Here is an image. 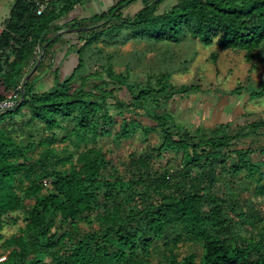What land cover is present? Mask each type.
<instances>
[{
	"label": "trees",
	"instance_id": "trees-1",
	"mask_svg": "<svg viewBox=\"0 0 264 264\" xmlns=\"http://www.w3.org/2000/svg\"><path fill=\"white\" fill-rule=\"evenodd\" d=\"M82 1L50 0L37 15V0H15L1 25L0 101L35 69L23 85V100L0 115V257L5 258L0 264H151L158 243L159 264H264L259 244L234 233V239L226 236L232 229L226 201L214 192L220 183L233 188L234 180H246L254 196L264 197V145L229 149L264 129V120L250 121L232 135L226 133L228 124L210 135L192 132L149 105L197 87L176 89L166 75L155 86L133 87L112 71L107 53L100 66L106 79L84 72L86 57L101 56L123 32L122 43L179 45L191 39L204 47L242 51L251 62L264 53V0H172L167 9L162 7L169 0H140L142 7L130 17L123 11L138 0H118L104 12L62 22ZM84 25L91 29L79 31L76 42L64 34L53 39L63 29ZM44 45L36 64L34 56ZM64 46L61 63L68 56L77 62L66 76L55 65ZM47 75L52 86L37 89L35 81ZM75 81L80 85L73 88ZM247 91L251 100L263 98L264 82ZM138 129L159 131L161 144L130 153L134 159L122 171L98 143L112 137L117 145ZM166 151L179 155L178 163L175 157L154 170L151 161ZM228 191L235 196V190ZM20 218L25 227L5 236L4 229ZM182 244L199 246V259L194 253L179 258ZM251 251L257 253L254 259Z\"/></svg>",
	"mask_w": 264,
	"mask_h": 264
},
{
	"label": "rangeland",
	"instance_id": "rangeland-1",
	"mask_svg": "<svg viewBox=\"0 0 264 264\" xmlns=\"http://www.w3.org/2000/svg\"><path fill=\"white\" fill-rule=\"evenodd\" d=\"M88 1L81 3L85 17L96 13L93 5ZM14 2L15 0H0V30L2 23L9 16ZM168 4H173V1L169 0L162 8L167 9L166 5ZM141 7L140 0L135 1L124 9L123 15L133 16ZM80 28L86 29V26ZM93 28L95 29V26ZM122 36L113 40L114 42L111 44L109 41V47L101 56L89 54V57H86L84 72L95 71L106 79L103 67L100 66L103 65L104 56L107 53L110 56L112 71L125 76L126 83L133 87L136 85L145 86L147 83L155 86L162 75L169 76V83L176 89L180 86L197 87V92L175 94L167 102H164L160 97L157 106L149 105L158 112L169 113L177 125L192 132L199 129L210 135L216 126L228 124L226 133L232 135L241 128H245L250 121L264 120V97L251 100L247 91L258 88L264 82V53L262 51H259L255 60L246 62L242 51H221L216 46L204 47L191 39L179 45L152 46L139 41L122 43ZM62 42L63 39L58 41L60 44ZM82 43L79 42L77 46H81ZM98 47L104 46L99 44ZM212 54L217 55L215 60L211 57ZM47 73L51 75L49 72ZM49 75L44 79L41 78L40 81H35L37 89L42 85H45L44 89L52 86L53 83L49 82L52 78ZM93 83V81L90 82V84ZM79 85L80 81H75L73 88ZM238 88L239 92H235V89ZM118 96L124 103L126 102L122 92H119ZM111 113H116V111L113 110ZM24 118L26 119V117ZM248 130L246 128L245 132ZM263 132L264 129H260L256 134L242 137L234 141V145L229 149L255 150L259 146H263ZM160 136L159 131L145 134L143 130L138 129L133 138L127 141L114 145L112 137H107L101 139L98 145L102 148V153L107 160L125 171L126 168H130L131 159H134L133 156L128 157V155L130 153L138 154L144 148H158L161 144ZM175 157L177 159L174 160V163L180 159V156L166 151L161 158L151 161V165L154 170L163 168L168 160H173ZM224 176L227 175L224 174ZM248 184L249 182L246 180H234L233 188H231L220 183L214 188V192L226 201L224 209L232 226V229H228L226 236L234 239L232 234L234 233L240 238L252 239L254 244H259L257 248L264 252V197L254 196L253 187ZM229 189L235 190V196H229ZM234 192L231 191V194ZM239 213L243 214L238 216ZM22 227H25V223L20 218L15 225L6 227L4 234L7 237L17 234ZM161 245L158 243V248L154 250L151 264L162 262ZM191 253H194L199 259L202 251L199 246L194 244L179 245L176 251L179 258ZM256 255L255 251H251L252 259Z\"/></svg>",
	"mask_w": 264,
	"mask_h": 264
},
{
	"label": "crops",
	"instance_id": "crops-1",
	"mask_svg": "<svg viewBox=\"0 0 264 264\" xmlns=\"http://www.w3.org/2000/svg\"><path fill=\"white\" fill-rule=\"evenodd\" d=\"M117 1L118 0H89L88 3L93 5V7L96 11L95 14H98V13L104 12L107 9H109L110 7L114 6L117 3ZM86 17H90V16H86ZM86 17L84 16V11L82 10L81 5H75L74 10L70 14H68L65 17V19L62 20V22H68V21H72L74 19H81V18H86ZM86 29L89 30L91 28H86ZM66 30H68V29H63L61 31H66ZM75 31H76V33H64V35H65L64 38L73 39V41L72 40L71 41L76 42L77 41L76 36H77L78 32L82 31V30L78 29ZM66 48H67V46H64L62 48L63 52H61L60 58H59V56H57L55 59V65L56 66L61 65L60 68H61V75L62 76L68 75L74 69V67L77 64L75 56H68L66 58V60H64L61 63L62 58L66 55V52H67Z\"/></svg>",
	"mask_w": 264,
	"mask_h": 264
},
{
	"label": "built area",
	"instance_id": "built-area-1",
	"mask_svg": "<svg viewBox=\"0 0 264 264\" xmlns=\"http://www.w3.org/2000/svg\"><path fill=\"white\" fill-rule=\"evenodd\" d=\"M50 0H37V15H41L45 11ZM41 49H38L36 52V59L39 58ZM21 86L17 89L16 92H12L5 99L0 101V115L14 109L21 100ZM5 260L4 257H0V263Z\"/></svg>",
	"mask_w": 264,
	"mask_h": 264
},
{
	"label": "water",
	"instance_id": "water-1",
	"mask_svg": "<svg viewBox=\"0 0 264 264\" xmlns=\"http://www.w3.org/2000/svg\"><path fill=\"white\" fill-rule=\"evenodd\" d=\"M80 30H88V29H80ZM64 33H76V31H75V30L60 31V32L57 33L56 36H54L53 39L57 38L59 35L64 34ZM46 47H47V45H44V47L41 49V52H40L39 58L37 59V63H36V64H38V63L41 61V59H42V57H43V54H44V50L46 49ZM35 58H36V56H34V59H35ZM34 69H35V68H34ZM34 69H32V70L30 71V73L27 75V77H26L25 80L23 81V83H22V85H21V90H22V91H23V85H24V83L29 79V77H30V75L33 73ZM21 99L23 100V96H21Z\"/></svg>",
	"mask_w": 264,
	"mask_h": 264
}]
</instances>
